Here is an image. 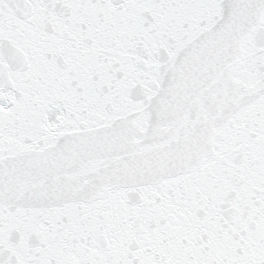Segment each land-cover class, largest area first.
Listing matches in <instances>:
<instances>
[{
	"label": "snow or ice",
	"instance_id": "1",
	"mask_svg": "<svg viewBox=\"0 0 264 264\" xmlns=\"http://www.w3.org/2000/svg\"><path fill=\"white\" fill-rule=\"evenodd\" d=\"M0 264H264V0H0Z\"/></svg>",
	"mask_w": 264,
	"mask_h": 264
}]
</instances>
